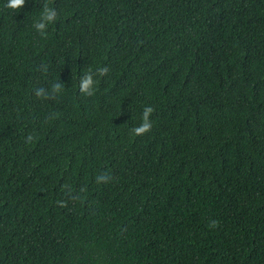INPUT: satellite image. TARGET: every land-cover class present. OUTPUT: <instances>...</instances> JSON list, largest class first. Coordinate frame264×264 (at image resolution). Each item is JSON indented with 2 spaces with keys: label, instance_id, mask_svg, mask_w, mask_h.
Returning <instances> with one entry per match:
<instances>
[{
  "label": "trees",
  "instance_id": "16d2710c",
  "mask_svg": "<svg viewBox=\"0 0 264 264\" xmlns=\"http://www.w3.org/2000/svg\"><path fill=\"white\" fill-rule=\"evenodd\" d=\"M5 4L0 264H264V0Z\"/></svg>",
  "mask_w": 264,
  "mask_h": 264
},
{
  "label": "clouds",
  "instance_id": "9594fccd",
  "mask_svg": "<svg viewBox=\"0 0 264 264\" xmlns=\"http://www.w3.org/2000/svg\"><path fill=\"white\" fill-rule=\"evenodd\" d=\"M26 4V0H6L5 7L14 11H18L22 9ZM58 19V13L56 9L49 5V3L45 2L44 6L40 13V19L33 24V27L37 32L40 33L41 36L47 35L48 26L54 24ZM47 66L44 67V72H47ZM110 69L108 67H99L96 70L95 75L98 77H104L109 73ZM98 84V80L94 78L92 71H88L79 81V92L87 97H92L96 93V86ZM63 91V85L59 82L54 83L52 85V93H60ZM36 96L41 99H50L51 96L45 92V89L40 87L36 89ZM155 112V108L152 105H145L142 111L141 123L131 129V134L136 137L144 136L152 131L153 121L151 119L153 113ZM33 140V136L29 135L27 137V141L31 142ZM113 180V176L110 171H105L102 173H98L95 177V182L99 184H108ZM66 189L68 185L64 186ZM81 192L85 191V189H80ZM71 199H79V195L72 196L71 192L67 193ZM61 206H64L65 201L59 202ZM218 221L212 220L210 221L209 227H216Z\"/></svg>",
  "mask_w": 264,
  "mask_h": 264
}]
</instances>
